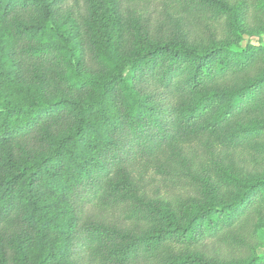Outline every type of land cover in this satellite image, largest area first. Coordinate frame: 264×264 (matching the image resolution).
<instances>
[{
    "label": "trees",
    "instance_id": "1",
    "mask_svg": "<svg viewBox=\"0 0 264 264\" xmlns=\"http://www.w3.org/2000/svg\"><path fill=\"white\" fill-rule=\"evenodd\" d=\"M260 30L264 0H0V264H264Z\"/></svg>",
    "mask_w": 264,
    "mask_h": 264
},
{
    "label": "rangeland",
    "instance_id": "2",
    "mask_svg": "<svg viewBox=\"0 0 264 264\" xmlns=\"http://www.w3.org/2000/svg\"><path fill=\"white\" fill-rule=\"evenodd\" d=\"M244 35H245L244 37L246 39L248 37L247 36L248 34L245 33ZM258 35L262 38V40L264 42V30H260L258 32ZM243 43H244V40L240 41L239 44L242 45ZM189 143H190L189 145L191 146L193 142H189ZM247 171H249V169H247ZM156 181H159V182L157 184H154L151 187V190H155V188L157 187L158 189H157L156 192H158V193L161 192V194L162 193L168 194L167 192H169V189H171V188H169L167 186H163V182H162V180L160 178H157ZM252 241H253L252 242V247H253L254 253L255 254H261L263 256V260H264V226H261V228L259 229V231L257 233V236Z\"/></svg>",
    "mask_w": 264,
    "mask_h": 264
}]
</instances>
